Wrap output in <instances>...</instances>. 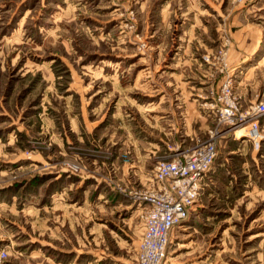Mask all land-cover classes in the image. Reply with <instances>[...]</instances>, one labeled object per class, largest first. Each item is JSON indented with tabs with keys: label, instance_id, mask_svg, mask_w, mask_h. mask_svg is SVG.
Listing matches in <instances>:
<instances>
[{
	"label": "rangeland",
	"instance_id": "rangeland-1",
	"mask_svg": "<svg viewBox=\"0 0 264 264\" xmlns=\"http://www.w3.org/2000/svg\"><path fill=\"white\" fill-rule=\"evenodd\" d=\"M223 84L264 102V0H0L1 264H137L157 162L212 132L163 264H264V113L219 122Z\"/></svg>",
	"mask_w": 264,
	"mask_h": 264
},
{
	"label": "built area",
	"instance_id": "built-area-1",
	"mask_svg": "<svg viewBox=\"0 0 264 264\" xmlns=\"http://www.w3.org/2000/svg\"><path fill=\"white\" fill-rule=\"evenodd\" d=\"M229 95V87L223 84L220 96L215 98V103L220 106L218 121L236 128L233 119L242 118L243 123L251 125L245 135L254 140L258 137L257 118L264 113V102L253 104L246 112H242L230 102ZM216 155L217 137L212 132L206 141L157 162L153 176L155 185L139 198L146 203V212L136 248L137 264L164 263L170 233L181 224L190 208L198 203L201 181ZM6 255L5 251H0V264Z\"/></svg>",
	"mask_w": 264,
	"mask_h": 264
},
{
	"label": "crops",
	"instance_id": "crops-1",
	"mask_svg": "<svg viewBox=\"0 0 264 264\" xmlns=\"http://www.w3.org/2000/svg\"><path fill=\"white\" fill-rule=\"evenodd\" d=\"M258 51H259V46H257L256 48H254V50L252 52H249L248 50H240V51H238V53H240V56L242 58V60H240V63L242 65H245L246 63H248V61L251 58H253L252 56H254L256 53H258ZM260 58H262V57H260ZM260 61L261 60H258V62H260ZM136 261H137V259H136Z\"/></svg>",
	"mask_w": 264,
	"mask_h": 264
},
{
	"label": "bare ground",
	"instance_id": "bare-ground-1",
	"mask_svg": "<svg viewBox=\"0 0 264 264\" xmlns=\"http://www.w3.org/2000/svg\"><path fill=\"white\" fill-rule=\"evenodd\" d=\"M232 123H233V125H236V130H235L236 132H239L237 130H243L247 127L246 122L243 123L242 118H240V119L234 118Z\"/></svg>",
	"mask_w": 264,
	"mask_h": 264
}]
</instances>
